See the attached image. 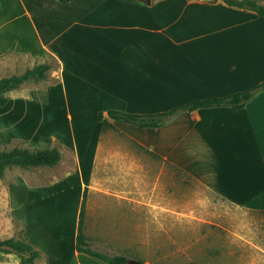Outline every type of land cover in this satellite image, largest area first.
<instances>
[{
	"label": "crops",
	"instance_id": "crops-1",
	"mask_svg": "<svg viewBox=\"0 0 264 264\" xmlns=\"http://www.w3.org/2000/svg\"><path fill=\"white\" fill-rule=\"evenodd\" d=\"M255 1L264 6V0ZM42 64L54 65L49 77L57 80L28 79L5 93L8 100L3 107L29 101L53 105L63 100L65 107L75 109L79 124L86 121L81 109L93 103L89 115L94 123L102 127L96 120L101 113L111 125L104 129L119 136L111 144L116 157L129 154L125 151L129 147L135 158L140 152L159 158L227 202L264 212V89L239 110L214 107L181 112L158 128H139L107 116L110 110L163 113L258 85L264 81V16L222 0H150L148 4L139 0H0V78L21 75ZM108 136L98 132L92 138L84 133L79 146L76 137L67 145L59 140V163L65 156L64 146L70 144L73 155L82 148L91 156L98 150L112 156ZM137 164L135 160L133 169ZM71 175L63 177L71 186L63 196L39 197L40 230L63 233L62 221L75 195L77 212L85 202L84 220L93 219L94 202L88 198L93 186L84 184L81 176L68 179ZM72 187L78 194H73ZM98 204L101 219L130 221L127 235H139V200L134 196L106 197ZM78 213L67 231L70 256L58 259L60 248L51 253L39 241L42 262L46 258L48 263L58 259V264H107L76 251L81 229ZM19 219L26 240L28 225ZM111 223L112 232L124 234L125 223Z\"/></svg>",
	"mask_w": 264,
	"mask_h": 264
},
{
	"label": "rangeland",
	"instance_id": "rangeland-1",
	"mask_svg": "<svg viewBox=\"0 0 264 264\" xmlns=\"http://www.w3.org/2000/svg\"><path fill=\"white\" fill-rule=\"evenodd\" d=\"M54 70V65L49 64L48 83L57 80L49 77ZM94 106L92 103L81 109L86 112V115L83 113L86 121L79 124L75 109L65 107L63 100L53 105L39 103L38 106L37 101H29L0 108V152L15 147L30 151L57 148L59 140L67 145L73 143V137L79 146L84 143L80 140L82 134L91 133L93 138L98 132L109 134L108 149L112 148L109 154L112 156L107 157L100 150L91 156L82 148L73 155L70 144V147L64 146L65 156L55 166L6 169L0 179V240L24 239L21 218L28 225L29 244L39 251L40 241L51 253L60 248L63 256L61 253L58 259L68 258L67 231L78 213L76 188L72 187L76 198L71 202L69 215L66 212V219L62 218L66 225L63 233L51 225L49 228L57 231L39 229V197L51 193L63 196L71 189L63 177L72 174L68 179L81 176L84 184L93 186L91 192L88 190V198L94 202L93 219L84 220L85 202L81 203L78 215L85 246L97 253L106 257L124 254L129 261L142 264H264V212L249 211L227 202L189 176L167 167L159 158L142 152L135 158L129 147L125 150L129 154L116 157L111 144H116L119 136L112 129L95 124L89 115ZM70 114H73L71 120ZM88 157L91 164L87 163ZM135 160H138L137 169H133ZM77 163L80 166L76 170ZM57 179L60 180L42 187ZM116 195L134 196L139 200L138 236L127 235L126 223L130 221L100 218V199ZM110 222L125 223L124 234L112 232ZM56 261L48 263L45 258L44 262L38 259L35 264H58ZM0 264H19V259L15 254L0 253Z\"/></svg>",
	"mask_w": 264,
	"mask_h": 264
},
{
	"label": "trees",
	"instance_id": "trees-1",
	"mask_svg": "<svg viewBox=\"0 0 264 264\" xmlns=\"http://www.w3.org/2000/svg\"><path fill=\"white\" fill-rule=\"evenodd\" d=\"M66 2L68 0H61ZM230 7L240 9H249L259 16H264V6L258 4L255 0H222ZM49 65L42 64L26 70L21 75L0 78V107L7 103L5 93L18 88L24 81L33 79L35 81L46 78ZM264 89V81L243 92L233 93L224 97H214L204 100H194L188 104L171 109L167 112L157 114H132L110 110L107 116L113 120L126 124H131L139 128H158L165 120L181 112H192L201 108L229 107L232 110H239L250 101L254 95ZM96 120L100 121L103 128H111V125L103 119V115L98 113ZM61 159L57 148L28 149L13 148L9 151L0 152V179L3 177L6 169L10 167H19L23 169L34 167H52L59 163ZM85 246V237L82 234L76 236V251L85 253L93 258L104 261L107 264H129L128 258L124 254H116L106 257ZM0 253L15 254L19 259V264H35V261L41 259L43 255L29 244L23 238H7L0 240ZM194 264V263H190Z\"/></svg>",
	"mask_w": 264,
	"mask_h": 264
},
{
	"label": "water",
	"instance_id": "water-1",
	"mask_svg": "<svg viewBox=\"0 0 264 264\" xmlns=\"http://www.w3.org/2000/svg\"><path fill=\"white\" fill-rule=\"evenodd\" d=\"M139 1L144 2L146 4H148L150 2V0H139ZM128 263L129 264H142V263H140L138 261H133V260L128 261Z\"/></svg>",
	"mask_w": 264,
	"mask_h": 264
}]
</instances>
